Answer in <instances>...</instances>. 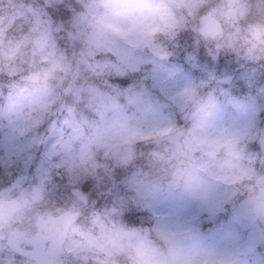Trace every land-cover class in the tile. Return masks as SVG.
Segmentation results:
<instances>
[{
    "label": "clouds",
    "instance_id": "9594fccd",
    "mask_svg": "<svg viewBox=\"0 0 264 264\" xmlns=\"http://www.w3.org/2000/svg\"><path fill=\"white\" fill-rule=\"evenodd\" d=\"M0 264H264V0H0Z\"/></svg>",
    "mask_w": 264,
    "mask_h": 264
}]
</instances>
